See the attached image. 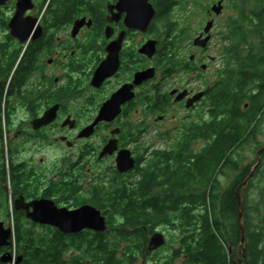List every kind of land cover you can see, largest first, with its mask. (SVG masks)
<instances>
[{
  "label": "flooded vegetation",
  "instance_id": "flooded-vegetation-1",
  "mask_svg": "<svg viewBox=\"0 0 264 264\" xmlns=\"http://www.w3.org/2000/svg\"><path fill=\"white\" fill-rule=\"evenodd\" d=\"M171 1L0 0V213L9 210L10 214L22 215L27 223L43 225L28 218L26 209L17 210L16 200L22 197L26 204L47 198L70 209L91 204L79 203L82 190L75 177L65 175L60 181L57 178L61 175L53 180L45 177V159L36 155L43 149H74L96 137L101 129H109L99 144L98 160L113 155L117 158L120 150L129 149L137 166L141 157L128 141H139L140 136L135 135L143 134L145 121L140 116L146 108L159 112L160 121L168 119L173 110L186 112L179 118L174 116L182 121L173 128L181 137L193 125L203 126L212 118L209 92L213 87L264 85V49H239V25H233V39L224 40L230 43L211 49L215 38L212 30L219 16L212 7L219 0L206 8L201 30L186 46L188 34L169 30L162 21V6ZM177 7L169 10L172 22H176L173 16ZM145 12L153 15L146 30L128 26L129 15L144 19ZM210 20L214 27L208 45H196V37L207 36L204 28ZM255 40V44L261 43L259 37ZM231 42L236 49H229ZM148 43H154L156 49L152 57L142 51ZM110 56L118 61L117 68L101 82L95 80L98 68ZM148 68L155 69L154 77L135 82L137 73ZM112 69L113 64L108 72ZM124 87L130 88L127 95L132 92L133 96L121 105L120 113L100 121L90 136H80L94 123L105 102ZM202 93L188 106L190 99ZM251 94L257 95L255 91ZM245 108L251 113L243 115L241 121L245 126L250 119L247 132L255 141L257 135L264 134V108L257 110L252 100ZM53 110L54 119L39 126L37 120L47 112L53 114ZM219 117H223L222 112ZM110 140H117V149L101 157ZM259 152V163L243 160L239 167L244 172L251 165L249 187L264 166V144ZM229 173L235 175L234 171ZM241 187L239 191L245 193ZM0 221L15 228L13 223ZM8 247H1L6 249L0 257L10 252Z\"/></svg>",
  "mask_w": 264,
  "mask_h": 264
},
{
  "label": "trees",
  "instance_id": "trees-1",
  "mask_svg": "<svg viewBox=\"0 0 264 264\" xmlns=\"http://www.w3.org/2000/svg\"><path fill=\"white\" fill-rule=\"evenodd\" d=\"M234 1L240 5L239 49H264V0H255L252 10L250 0ZM189 2L172 0L162 6L161 18L169 30L178 25L168 16L170 8ZM233 34L234 26L231 40ZM258 37L261 43L250 41ZM229 49H236L233 42ZM209 100L212 118L207 124L193 125L175 147L155 150L145 167L140 160L135 167L139 179L79 196L80 204L89 202L107 216V231L65 234L34 223L28 230L22 215L16 218L8 247L13 254L16 245L15 264H139L140 255L155 252L147 248L148 234L159 226L178 238L170 241V255L153 264H264V194L256 205L244 200V244L239 201V187L251 174V165L244 172L239 169L244 160L240 149L252 141L250 119L244 126L241 117L251 113L245 108L250 100L257 110L264 108V85L215 86ZM199 141L206 144L196 148ZM232 171L235 178L223 189L219 176Z\"/></svg>",
  "mask_w": 264,
  "mask_h": 264
},
{
  "label": "rangeland",
  "instance_id": "rangeland-1",
  "mask_svg": "<svg viewBox=\"0 0 264 264\" xmlns=\"http://www.w3.org/2000/svg\"><path fill=\"white\" fill-rule=\"evenodd\" d=\"M190 2L187 6L177 7L174 11V21L178 23L176 26V32L178 33L180 30L185 31L188 35L184 39V46L187 45V41L192 39L195 34H197L203 25L204 21V12L206 8L212 5L213 2L217 0H189ZM256 1L252 0L250 3L251 10L256 7ZM227 5V7H226ZM240 5L239 1L235 2L234 0H227L225 2V11L221 15L218 16L217 26H215L212 30L214 33V42L212 44L211 49H222L218 46L221 43H230L229 41H224L228 37L230 38L231 31L233 25H239L240 21L234 22L239 19ZM205 23V22H204ZM205 25V24H204ZM256 38L250 39V41H257ZM217 55V53H215ZM221 64L220 62L218 63ZM147 65V62H146ZM186 112L178 113L176 110H173L169 114V118L165 121L157 120L159 116V112L150 111L145 109V112L140 119H144V132L142 135H135V137H139V141H131L133 147H135L138 151V155L141 157V167H145L146 164L152 159L153 152L156 149H164L168 147H172L174 143L178 142V138L180 134H177L176 131H173V128L176 126H181L182 121L180 119H174V116L177 115L178 118L180 116L185 115ZM109 133V129H101L96 137L93 139H88L84 142H80L78 147L74 149H70L67 146L61 147L59 150L46 148L41 151V153H36V155L43 156L45 159V163L42 164V169L44 170L45 177L49 178V180H53L57 178V181H60L63 176L68 175L70 177H75L79 182V187L82 192L79 196H88L91 195L92 190L94 189H111L114 184H122L124 182L133 180L134 177L140 178L137 175L136 171L131 174H121L117 170L116 156L107 157L103 160H98L99 154L97 151L99 149V144L102 142L104 136H107ZM205 142L199 141L196 144V148H200L203 146ZM264 144V134L257 135L255 141L244 145L241 149V155L247 163H255L259 162V150L262 148ZM96 151V153H95ZM258 160V161H257ZM81 163L80 166L77 164ZM61 173V174H60ZM234 176L231 173H227L225 175H220L219 179L222 182L223 189L228 188L233 180ZM245 186V187H244ZM245 190L246 192L241 193V201L244 203L246 198H250V202L252 205H256L261 201V197L264 194V166L261 172L256 176V178L248 185H242L241 190ZM12 207V205H10ZM8 208V207H7ZM9 211L6 210L5 213H0V220H5L7 222L6 225L12 224L16 226L15 219L21 217L20 214L12 213L9 217ZM8 217V221L5 216ZM26 229H31V225L25 222ZM18 226V225H17ZM50 226V225H48ZM52 227V226H51ZM55 228V227H54ZM162 231L165 233L167 237V243L172 239H177L178 235L166 228L164 226H159L155 228L154 232ZM153 232V233H154ZM153 233L148 234V243L151 235ZM173 243L165 244L164 247L158 249L151 255H140L139 264H153L158 261L164 260L168 257L172 251ZM16 245L13 249V255H15V263L17 259ZM80 252H77L79 254ZM242 261V258H240ZM13 263V264H15Z\"/></svg>",
  "mask_w": 264,
  "mask_h": 264
},
{
  "label": "water",
  "instance_id": "water-1",
  "mask_svg": "<svg viewBox=\"0 0 264 264\" xmlns=\"http://www.w3.org/2000/svg\"><path fill=\"white\" fill-rule=\"evenodd\" d=\"M224 9V0H219L213 7V13L220 15ZM152 12H145L144 19L140 16L129 15L127 19V24L130 28H141L143 30L147 29L148 24L152 18ZM214 27V21L210 20L205 28L204 33L207 34L203 37V34L196 37L194 43L198 46L206 47L211 39V30ZM144 53L152 57L156 51L154 43H148L145 49L142 50ZM113 64L112 71L109 68ZM118 61H114L111 56L107 61H104L98 68L95 80L98 79L101 82L105 77L113 74L117 68ZM155 69L148 68L142 72L137 73L136 81L137 83L143 80L150 79L154 77ZM130 88H122L118 91L110 100L105 102L101 108L100 114L95 119L94 123L87 127L80 136H90L94 130L95 126L102 120H111L121 111V105L133 96L131 92L127 95ZM202 94L196 95L194 98L189 100L188 106H191L196 100L201 97ZM182 98V97H181ZM54 111V110H53ZM54 113L51 111L47 112L46 115L37 120L39 126L48 124L54 119ZM117 149V140H110V142L103 148L101 152V157L105 154H112ZM262 151V150H261ZM260 151V152H261ZM259 152V153H260ZM260 162V160H259ZM258 162V163H259ZM117 169L120 173H126L133 170L136 167V159L132 156V152L129 149H122L116 158ZM248 183V178L243 183L246 185ZM239 194V193H238ZM23 198L20 197L16 200V209H26V216L36 223L43 225H50L59 229L65 234H78L82 231L88 229L95 232H105L109 229L107 216L102 212L101 209L97 208L92 204H83L77 208L70 209L66 206L59 207L56 202L52 199L42 198L34 200L30 203L23 204ZM239 201L241 204L240 210V220L242 223V244L245 243V227L243 223V207L244 203L241 201V196L239 195ZM32 208V209H31ZM14 235V228L12 225L6 227L3 221H0V248L8 247L11 244V238ZM167 242V237L164 232L156 230L150 238L148 250L156 251L163 247ZM23 256L18 257L17 263L22 260ZM2 264H12L14 262V255L11 252H5L0 257Z\"/></svg>",
  "mask_w": 264,
  "mask_h": 264
},
{
  "label": "bare ground",
  "instance_id": "bare-ground-1",
  "mask_svg": "<svg viewBox=\"0 0 264 264\" xmlns=\"http://www.w3.org/2000/svg\"><path fill=\"white\" fill-rule=\"evenodd\" d=\"M13 236H14V235H13ZM12 238H13V237H12ZM14 260H15V258H14ZM13 263H15V261H14ZM13 263H12V264H13Z\"/></svg>",
  "mask_w": 264,
  "mask_h": 264
},
{
  "label": "built area",
  "instance_id": "built-area-1",
  "mask_svg": "<svg viewBox=\"0 0 264 264\" xmlns=\"http://www.w3.org/2000/svg\"><path fill=\"white\" fill-rule=\"evenodd\" d=\"M14 257H15V255H14Z\"/></svg>",
  "mask_w": 264,
  "mask_h": 264
}]
</instances>
